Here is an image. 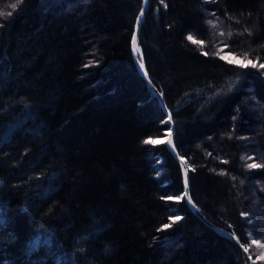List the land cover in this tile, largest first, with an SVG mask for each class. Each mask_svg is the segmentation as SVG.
Returning <instances> with one entry per match:
<instances>
[{
	"label": "trees",
	"instance_id": "1",
	"mask_svg": "<svg viewBox=\"0 0 264 264\" xmlns=\"http://www.w3.org/2000/svg\"><path fill=\"white\" fill-rule=\"evenodd\" d=\"M140 5L0 0V264L244 263L176 199ZM142 20L191 197L264 264V0H151Z\"/></svg>",
	"mask_w": 264,
	"mask_h": 264
},
{
	"label": "water",
	"instance_id": "2",
	"mask_svg": "<svg viewBox=\"0 0 264 264\" xmlns=\"http://www.w3.org/2000/svg\"><path fill=\"white\" fill-rule=\"evenodd\" d=\"M150 0H141V5H140V10L139 12L136 14L134 20V26H133V35H132V40H133V37H135L136 41H137V44L141 49V46H140V42H138V28L139 26L141 25V22H142V18L144 17L145 15V12H146V8L149 4ZM141 12H143V15H141ZM132 40H131V43H132ZM133 46V44H132ZM133 54L135 56V62H136V65L138 66V69L140 71V73L142 74V76H145L144 72L146 70V67H144V69L142 70L140 67H139V62L137 60V54H136V51L133 50ZM141 54V52L139 53ZM145 66V65H144ZM146 78V81L148 83H150V79L148 76H145ZM150 85V84H148ZM150 87H152L150 85ZM151 94L156 98L158 99L160 105H161V108L164 110L165 112V115H166V122H167V126H168V129H167V135L166 137L164 138V142L167 146V149L170 153H172L173 157L175 158L177 164L179 165V169H180V175H181V186L183 187V190H182V195H184L185 192H187V197H185L184 201L187 205V208L190 209V211L196 215L199 219H201V221L205 224V225H208L212 230H214L217 234L219 233L220 235L226 237L228 240H232V242L234 243L235 247L238 249V251L241 252L242 256H243V264H255V261L253 260V258L251 257L250 253H249V250L245 251V248L246 246L244 245V243L242 242V240L239 239L237 233L232 230V229H228L227 227L225 226H222L220 224H216L215 222H213L211 219H209L202 211L201 208H199L197 206V204L194 202L193 200V197H191V186H190V168H189V165L188 163H186V160H185V157L178 152L177 148H176V145L175 143L173 142V134H174V121L172 119V115H171V111L169 108L166 107L165 105V102H164V98L161 96V93L158 91L157 88H154L152 87L151 88ZM171 140V144H169L167 141L168 140ZM185 173H187V185H185ZM190 198V200H189Z\"/></svg>",
	"mask_w": 264,
	"mask_h": 264
},
{
	"label": "snow or ice",
	"instance_id": "3",
	"mask_svg": "<svg viewBox=\"0 0 264 264\" xmlns=\"http://www.w3.org/2000/svg\"><path fill=\"white\" fill-rule=\"evenodd\" d=\"M161 2H163V0H161ZM18 3H22V0H18ZM13 8L16 7L15 4L12 5ZM0 15H3V13H0ZM8 15H11V13H8ZM141 15H143V12H141ZM189 41L193 42V43H198V44H201L203 45V41H196L194 40V38L192 36H188L187 38ZM132 44H133V48H134V51H136L137 53H140V48L137 44V41L135 39V37H133V40H132ZM220 51H223V49H221ZM205 55H207V52L204 53ZM217 55H219V52L217 53ZM246 56V54H245ZM222 59H226L227 57H224L222 56L221 57ZM239 63L240 66L242 67H247L248 65H251L252 67H257V65L255 63H253L251 60H247L246 63L243 61V60H240L239 58H234V59H230L229 60V63ZM139 67L143 70L144 69V61H143V58H142V54H141V58H140V61H139ZM260 68H264V64H260L259 65ZM145 76H147V71L145 70L144 72ZM145 143L147 144H155V143H158L159 141L157 140H152L151 138L148 139V140H145L144 141ZM169 144H171V140L169 139L167 141ZM261 165H256V164H252V165H249V167H260ZM185 185H187V173H185ZM187 192L184 193V195L182 196H179L177 197L176 199L178 200H184L185 197H187ZM169 199H172V197H169ZM190 200V198H189ZM181 219L179 216L175 217V220H179ZM175 222V221H174ZM170 225H165V227H169ZM253 243L257 244L258 247L260 248H264V244H260L258 241H253ZM248 249L245 248V251H247ZM261 258H264V253H261Z\"/></svg>",
	"mask_w": 264,
	"mask_h": 264
},
{
	"label": "bare ground",
	"instance_id": "4",
	"mask_svg": "<svg viewBox=\"0 0 264 264\" xmlns=\"http://www.w3.org/2000/svg\"><path fill=\"white\" fill-rule=\"evenodd\" d=\"M150 2H151V0H150ZM150 2H149V4H150ZM149 4H148V6H149ZM148 6H147V10H148ZM147 10H146V12H147ZM139 12V11H138ZM145 12V13H146ZM143 19V18H142ZM145 20V19H144ZM143 21V20H142ZM141 24H142V22H141ZM140 27H141V25L139 26V28H138V42H139V33H140ZM142 29V28H141ZM134 32V31H133ZM131 46H132V44H131ZM140 46H141V49L142 50H140V52H141V54H142V58H143V61H144V65H145V67H146V71H147V76L149 77V81H150V83H148L147 81H146V78H145V76H143L144 78H145V81H146V83L147 84H150L152 87H154V88H157L158 89V91L161 93V96H162V92L160 91V89H159V87L157 86V84H156V82H154V79H153V77L151 76V74H149V71H148V68H147V64H146V62H145V53L143 52V46L141 45V42H140ZM132 50H134V48H133V46H132ZM136 54H137V60H138V62L140 61V58H141V54H139V53H137L136 52ZM134 55V54H133ZM135 56H134V61H135ZM137 66V65H136ZM137 69H138V66H137ZM138 71H139V69H138ZM140 72V71H139ZM150 85H148V87H149V90H150V93H151V88L152 87H150ZM163 97V96H162ZM164 98V97H163ZM164 102H165V100H164ZM165 105H166V103H165ZM166 107H167V105H166ZM168 108V107H167ZM170 109V108H169ZM171 111V110H170ZM171 115H172V113H171ZM174 142V141H173ZM175 143V142H174ZM176 145V144H175ZM177 148V147H176ZM178 150V149H177Z\"/></svg>",
	"mask_w": 264,
	"mask_h": 264
},
{
	"label": "rangeland",
	"instance_id": "5",
	"mask_svg": "<svg viewBox=\"0 0 264 264\" xmlns=\"http://www.w3.org/2000/svg\"><path fill=\"white\" fill-rule=\"evenodd\" d=\"M222 56L227 57L226 59L230 60V59H234V58H239L240 60H243L244 62H246L247 60H249L248 58H242L241 56L231 53L226 49H223L222 53H220ZM252 62L254 60H251ZM259 213L261 214V211H259ZM258 241V240H257ZM259 242V241H258ZM257 250V256L261 257V253H264V248H260V247H256ZM259 250V252H258Z\"/></svg>",
	"mask_w": 264,
	"mask_h": 264
}]
</instances>
